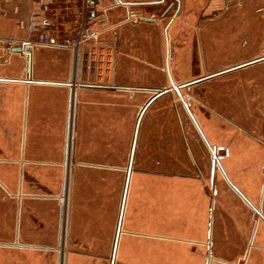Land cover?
Segmentation results:
<instances>
[{
	"label": "crops",
	"instance_id": "crops-1",
	"mask_svg": "<svg viewBox=\"0 0 264 264\" xmlns=\"http://www.w3.org/2000/svg\"><path fill=\"white\" fill-rule=\"evenodd\" d=\"M0 37L32 44L27 58L0 43V264H49L50 244L62 243L84 102L103 89L154 91L134 125L108 264H264V62L245 63L264 52V0H0ZM231 63L245 65L234 69L241 75L209 76ZM195 68L202 75L180 81ZM192 85L217 105L202 124L183 102L203 145L186 143L191 157L176 146L171 173H136L146 109L170 90L182 100ZM201 147L208 156H197ZM190 160L197 173L183 171ZM149 175L170 177L177 192L161 194L157 211L145 185L133 206L134 181Z\"/></svg>",
	"mask_w": 264,
	"mask_h": 264
},
{
	"label": "rangeland",
	"instance_id": "rangeland-1",
	"mask_svg": "<svg viewBox=\"0 0 264 264\" xmlns=\"http://www.w3.org/2000/svg\"><path fill=\"white\" fill-rule=\"evenodd\" d=\"M77 48H73L75 52L78 50ZM222 56L218 58L217 63H227L232 58L228 54ZM197 60L198 55L195 53L194 61L197 63ZM179 72L184 73L185 71L179 69ZM209 72H211L210 69ZM237 73L233 70L221 76L224 81H228V79H233V76L241 75V73ZM182 75L180 81L202 75V72L195 68L193 74L188 71L186 75ZM169 86L163 81V84L155 87L166 88ZM192 86L193 88H187V86L180 88L182 100L174 91L170 90L152 102L146 109L141 120L139 146L136 149L133 164L136 173H141L143 169L171 173L172 170L175 171L172 159L176 146H181L185 156L191 157L186 143H190L191 146L203 145L183 107V102H189L191 110L202 121V124L208 118L209 105L212 104L214 107L217 105L209 97L204 85L203 87L202 85ZM153 92V90L134 92L114 90L111 92V89H103L94 91L87 96L90 99L84 102L88 104L87 115L83 118L81 128L76 134L78 164L76 166V181L71 180V184L67 185L64 199L66 205L65 235L60 245L57 244V241L50 244L49 264H66L68 255L72 253L84 256L97 264L109 263L122 179L127 165L134 125L142 107ZM203 118L204 120H202ZM214 140L225 142L221 137H216ZM194 150L197 156H208L207 150L203 147L201 150L199 148ZM191 163L190 160L183 171L197 173L200 168L194 167L196 170L193 168L194 171H192ZM177 168L179 167L176 166ZM149 176L134 181L133 206L135 208L141 206L140 196L145 185L148 196L151 195L155 199L149 210H155V205H157L155 210L157 211L161 194L167 196L166 199H171L177 192L171 186V180L165 179L170 177H163V181H160L158 176L155 178L152 175ZM198 178L201 179V177ZM73 184L75 185L74 191H72ZM202 184L208 189L206 181H201L200 185ZM135 208H132L131 212ZM162 209L167 211L169 206L162 207ZM58 251L59 256H57Z\"/></svg>",
	"mask_w": 264,
	"mask_h": 264
},
{
	"label": "built area",
	"instance_id": "built-area-1",
	"mask_svg": "<svg viewBox=\"0 0 264 264\" xmlns=\"http://www.w3.org/2000/svg\"><path fill=\"white\" fill-rule=\"evenodd\" d=\"M130 16H131V18H136V15L133 12H130ZM84 36H85V34L82 33L80 30L78 32L77 37L75 39H73L70 43L72 45V47L77 48L81 38H83ZM0 43L4 45V49L8 52H10L14 46H18L22 50H25V51H29L32 47L30 40L21 39V38H3V37H0Z\"/></svg>",
	"mask_w": 264,
	"mask_h": 264
},
{
	"label": "flooded vegetation",
	"instance_id": "flooded-vegetation-1",
	"mask_svg": "<svg viewBox=\"0 0 264 264\" xmlns=\"http://www.w3.org/2000/svg\"><path fill=\"white\" fill-rule=\"evenodd\" d=\"M264 62V52H260L258 54H256L254 57L250 58L249 60H247L245 63L248 65H254L257 63H261ZM245 65L243 64H238V63H231L230 66L222 69V70H216L214 73L209 74V76H213V75H217V74H224L226 72H230L233 71L234 69L239 68V67H244Z\"/></svg>",
	"mask_w": 264,
	"mask_h": 264
},
{
	"label": "water",
	"instance_id": "water-1",
	"mask_svg": "<svg viewBox=\"0 0 264 264\" xmlns=\"http://www.w3.org/2000/svg\"><path fill=\"white\" fill-rule=\"evenodd\" d=\"M142 19H144V18H142ZM14 50L17 51V52H20L23 56L29 58V55H30L29 51L22 50L20 47H16V48H14ZM133 148H134V142L132 144L131 157H132ZM123 198H124V195H123ZM121 215H122V204H121V209H120V213H119V219H118V224H117V229H116V236H115V240H114V249H115V246H116L117 235H118L120 221H121Z\"/></svg>",
	"mask_w": 264,
	"mask_h": 264
}]
</instances>
